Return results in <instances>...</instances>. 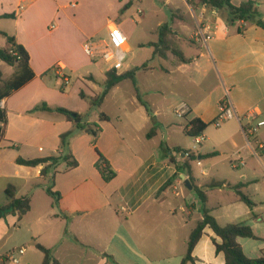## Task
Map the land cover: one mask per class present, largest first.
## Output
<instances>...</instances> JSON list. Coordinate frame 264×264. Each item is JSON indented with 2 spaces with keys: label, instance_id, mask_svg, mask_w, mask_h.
<instances>
[{
  "label": "crops",
  "instance_id": "crops-1",
  "mask_svg": "<svg viewBox=\"0 0 264 264\" xmlns=\"http://www.w3.org/2000/svg\"><path fill=\"white\" fill-rule=\"evenodd\" d=\"M245 1L248 0H231L236 6ZM186 3L196 30L198 16L204 8L201 3L196 6ZM125 4L130 6L133 1L0 0V20L10 21L0 27V34L15 36L25 46L35 73L31 81L3 99L8 120L4 135L0 137L3 204L8 201L6 189L11 185L17 197L31 198V210L21 220L14 214L0 220L1 258L21 247L25 248V253L20 256L25 257L27 244L31 242L36 251H40L37 243L49 248L60 264H182L190 234L195 229L187 233L188 223L197 213V226L204 207L221 225L247 223L250 219L264 223V213L259 212L251 195L245 193L254 203L253 209L230 187L228 194L210 205L209 194L215 191L213 189L225 193L224 187L240 186L241 183L233 186L225 180L207 182L204 179L209 177L210 168L201 170V175L207 171V176L198 177L193 172L192 162L190 173L177 170L171 157L182 165L187 156L183 153L184 147L174 138L175 126L156 98L163 96L161 89L150 88L152 93H148L149 89L145 93L139 92L129 101L130 109L120 108V99L114 96L117 109L113 113L102 111L108 115V120L102 121L98 113L88 116L90 102L83 99L80 92L90 97L99 95L93 89L95 81L89 79V76L98 78L90 67L104 66L100 67L102 82L106 81V68L85 54L84 43L88 38H102L103 33L108 35L112 26H121L117 19ZM204 12L205 21L214 26V35L207 45L194 40L193 34L184 36L181 30L178 38L182 42L176 41L174 48L188 61H179L178 55L172 52L174 57L170 59L168 55L165 58L159 55L165 62L161 69L171 79L173 112L181 102H187L191 108L182 118L185 136L186 126L193 118L213 124L220 111L219 103L227 94L242 117L241 121L228 120L225 128L218 127L217 136L207 128L204 140L199 144L201 151L197 160L201 162L219 157L221 150L223 155L229 152L225 158H233L241 155L242 150L251 149L245 130L264 119V28L243 21L228 24L225 10L207 6ZM5 14H15V17H3ZM7 46L8 41L4 47ZM2 65L0 62V67ZM57 67L62 73L70 72L75 76L74 89L67 92L68 86L66 91H61L62 80L54 69ZM121 82L110 91L117 89ZM74 95L73 102L68 100ZM43 102L53 108L76 111L83 116V122L98 123L102 130L95 139L57 111L39 108L29 113ZM250 112L255 114L256 120L245 118ZM68 131H72L69 146L61 148L60 136ZM192 140L194 142V138ZM163 143L166 149L162 148ZM174 148L182 151H172ZM196 148L194 143V150ZM158 149L163 150L160 156ZM97 151L116 172L108 182L96 167ZM68 154L77 159L78 166L68 169L67 162L61 160L45 178L41 175L44 165L30 167L16 162L19 156L33 159ZM235 160L240 165L243 158ZM175 174L178 176L173 179ZM189 178L206 192L205 205L202 202L198 206L193 201L185 206L177 203V207H164L171 189L176 190V193L173 191L176 195H187L182 187L188 189L185 181ZM172 179L170 186L162 190ZM212 183L224 184L221 188H208ZM49 186L60 193L58 203L48 194ZM245 186L242 184L240 190L245 192L242 190ZM188 190L195 192L193 188ZM35 210V222H28L27 217ZM178 211L184 213L183 218H179ZM18 232L22 234L18 236ZM214 241L221 239L206 227L193 252L195 264H225V256L216 252ZM238 241L248 257L262 256L258 255V245L252 244L249 238ZM32 252L36 255L35 264H43L42 251L40 257L33 248ZM24 264H33L31 256H26Z\"/></svg>",
  "mask_w": 264,
  "mask_h": 264
},
{
  "label": "rangeland",
  "instance_id": "rangeland-1",
  "mask_svg": "<svg viewBox=\"0 0 264 264\" xmlns=\"http://www.w3.org/2000/svg\"><path fill=\"white\" fill-rule=\"evenodd\" d=\"M132 1L133 4L124 10L123 15H119L117 21L120 23V27L129 39L130 52L128 55V63L131 67L128 71L134 72V78L122 80L117 89L109 92V99L103 106H94L90 104L91 109L87 112L88 116H94L95 113H98V115L100 116V114L104 110L113 113V111H115L118 107L114 103V96L116 95L118 96L116 98L120 99V108L130 109L131 106L129 101L133 97L136 98L139 92L145 93V90L149 89L150 91H148V93H152L154 91L150 88L161 89L163 96L157 95L156 98L160 101L162 108L167 112L168 120L170 121V123L175 126L174 128L176 133L174 138H176V140L179 141V144L184 147V151H194L193 153L195 155V159L191 160L194 174L198 177H201L203 176L201 175V170L210 168L209 177H206L204 179L207 182H212L213 180H225L227 183L233 186L240 183L245 184L246 186L242 190L245 191L244 193L251 195V199H253L258 204L259 212L264 213V126H260L258 128L255 136H249L251 149H244L241 151V155H237V157L233 158H225L226 155H229V152L223 155L221 150V155L219 157L210 161L204 159L202 160V166H199L197 165V158L199 157V151H201L200 146L198 145L194 150V142L192 138H189L185 136V134H183L181 128L184 125L183 119L177 117L170 106V101L174 99L171 87V79L169 78L170 76L161 69V65H165V62L161 59V57H159V55L153 53V46L151 47V44L159 42L161 29L160 27L165 24L169 25L171 31L167 32V34H169V39L172 40L175 44L176 41L182 42V39L178 38L181 35V30L183 32V35L186 37L191 36V34L194 35L196 30L193 29V18L186 3L187 0ZM258 3L260 4L259 7L261 17L264 20V0H259ZM194 6H196V4H194ZM139 9L143 10L142 15H139ZM224 14H227L226 11L224 12ZM9 22L10 21L8 20L1 19L0 27H3V25ZM102 36L107 37V33H103ZM6 44V37L0 34V47H4ZM166 51L169 59L174 57V55L170 51ZM2 64L3 65L1 69L3 71L4 81L11 79L15 74L18 73L17 66L10 67L3 62ZM100 67L102 68L104 66L99 64L90 67L92 68V70L96 71V75L98 77L97 79L89 76V79L95 81L93 89L98 94H101L105 90V82H102L101 80L103 78V75L100 73ZM81 71H84V69ZM106 73L107 72L105 70V77ZM68 86L69 88L67 92H69L71 88L74 89L75 83H70ZM75 96L76 95H74L72 98H69L68 100H71L73 102L76 98ZM228 124V121H226L222 124V127L225 128ZM209 128L213 135L217 136L218 132L216 130H219L220 128L215 127L214 124H211ZM165 145L166 144L163 143L162 148H164ZM227 146L230 148L229 144ZM162 152L163 150L158 149L157 155L160 156ZM254 152H256V154ZM240 157L243 158L245 164L239 165V161H237L236 163L238 166L237 168H234L232 164L235 163V159H238ZM182 188L187 193L186 196L184 195V193L182 195H176L173 193V191L176 193V190L171 189L172 192L169 194L170 198L166 202H164L163 206L177 207V203H182V205L185 206L186 203L190 204L193 201H195L198 206L203 204L197 193L189 191L184 187ZM213 190L215 191H211L209 194L210 205L216 204L218 199H222L224 197L223 194H228L229 190L231 189L229 187H224V190H226L225 193H219L218 189ZM4 201L5 196L3 192L0 191V204H3ZM243 206H245L246 208L245 204ZM36 213L37 210H35L32 215H29L27 217L28 222H35ZM178 214L179 218H183L184 213L178 211ZM197 215L198 214L196 213L192 217V221L188 223L187 233L191 231L190 229L196 227L195 218L197 217ZM10 216H12V214H10ZM247 224L252 227L255 235L258 238L249 239V241L252 244L255 242L258 245V255L261 256L264 254V240H262L264 238V223H255L252 219H250L248 220ZM21 234V232H18V236H20ZM180 240L181 239H179L178 241ZM164 243L166 244L165 241ZM178 245H180L181 247V242L178 243ZM32 248L39 257L42 253H40V251H36L31 242L27 244L26 256H31L32 263L35 264L36 255L34 252H32ZM3 253H5V251H3ZM26 256H19L20 264L25 263ZM2 258L0 257V264H14L9 260L2 261Z\"/></svg>",
  "mask_w": 264,
  "mask_h": 264
},
{
  "label": "trees",
  "instance_id": "trees-1",
  "mask_svg": "<svg viewBox=\"0 0 264 264\" xmlns=\"http://www.w3.org/2000/svg\"><path fill=\"white\" fill-rule=\"evenodd\" d=\"M189 4H206L208 7L216 8L217 10H225V21L228 24H235L236 22H247L251 24H256L262 28H264V20L261 17L260 13V4L255 0H248L240 5H234L231 0H187ZM129 7V4H126L121 10L120 14L124 13V10ZM3 17L6 18H14L15 14H5ZM160 39L158 43H152L151 46L154 47V53L160 55L162 57H167V51L172 52L174 55H178V60L181 62H187L188 59L184 58L177 50L174 48L175 43L169 39V34L171 29L168 24L162 25L160 27ZM6 35V34H4ZM7 36L8 46L0 48V62H4L9 66L18 67V73L15 74L11 79L4 81L3 80V72L0 67V101L4 98L8 97L12 92L17 91L29 81H31L35 77L34 71L30 67V54L24 45L19 43L15 36ZM164 48V49H163ZM166 52V53H165ZM55 71L58 68H54ZM64 76H67L70 79V83L73 82L75 76L70 72H64ZM134 78L133 71H127L122 74H116L114 71H107L106 73V81H105V90L95 96L90 97L87 96L83 91L80 92V96L83 99L89 100L91 105L101 106L105 97L109 93V91L118 85L122 80ZM62 80V79H61ZM68 88V85L62 81L61 91L64 92ZM44 109L48 111H57L63 114L68 121H71L75 124V127L81 130H85L90 133L95 139L101 132L102 128L98 123H87L83 122V116L73 110L64 108V107H50L48 104L43 102L39 106L33 108L29 111V113L34 112L37 109ZM100 119L102 121L108 120L109 117L107 114L102 112L100 114ZM0 122L3 123V126H0V137L4 135L5 126L8 122L7 113L5 108L0 107ZM209 123H206L201 118H193L190 120L186 126L185 133L189 137H198L205 133L207 128L209 127ZM72 135V131L65 132L61 134V148H65L69 146V140ZM166 149V147H164ZM170 150V148H167ZM172 151L181 152L180 148H174ZM99 159L96 163V167L98 171L101 173L105 181H110L116 176V172L110 167L107 159L99 152ZM186 154L187 159L182 165H178L174 158L171 157V162L176 165L178 171L186 170L189 173L191 172V160L195 159V155L193 152L183 151ZM67 162V168L73 169L78 166L79 162L73 155L68 154L65 156H47V157H39L33 159H25L23 157H18L16 162L20 165L36 167L40 165H44L41 170L42 177H47L50 172H52L57 164L61 161ZM178 174H175L174 178H176ZM172 180L168 181L162 188L165 189L172 183ZM191 184L193 185L194 191L198 194L201 201L204 203L207 202L206 192L201 188L194 184L193 180L189 178ZM224 183H212L208 185V188H221ZM235 189L240 196L241 201H243L248 207L253 209L254 203L250 199L248 195H246L243 191L240 190L242 184L240 186L231 187ZM48 194H50L55 202L58 203L60 199V193L52 190V187L49 186L47 188ZM6 197L7 203L0 204V220L6 218L10 214L18 215L19 220H21L30 210H31V198L29 196L17 197L16 192L13 186H9L6 189ZM206 227H210L217 237L221 239L220 242L214 241L216 252L223 253L225 256V264H264V254L259 258H250L248 257L242 245L239 243V238H249V239H258L255 235L252 227L248 225L246 222H237V223H228L226 225H221L218 220L211 214V212L204 207L203 208V217L197 223L195 229L191 232L186 255L182 260V264L193 263L195 264V258L193 256V252L197 244L199 243L201 237L204 234V230ZM36 247L42 251L44 254L43 264H60L59 261L53 256L52 251L49 248H46L40 243L36 244ZM3 260H8L7 256H3Z\"/></svg>",
  "mask_w": 264,
  "mask_h": 264
},
{
  "label": "built area",
  "instance_id": "built-area-1",
  "mask_svg": "<svg viewBox=\"0 0 264 264\" xmlns=\"http://www.w3.org/2000/svg\"><path fill=\"white\" fill-rule=\"evenodd\" d=\"M203 8L206 9L207 5L202 4ZM204 9L200 11L197 21V28L194 33V40L201 42L204 45L212 39L214 35V26L210 22L205 21ZM139 15L143 14V10H138ZM84 52L91 58L94 62H101L105 65L107 71H114L116 74H122L127 72L130 69L128 63V55L130 52L129 49V39L125 32L119 25L112 26L107 37L102 38H88L84 43ZM58 68V67H57ZM59 77L64 81L66 85L70 84V79L67 76H64L63 73L56 69ZM0 107L4 108V101H0ZM220 111L215 120L213 121L214 126L220 127L223 123L231 119L242 120V117L237 113L235 106L233 105L229 95L222 99L219 103ZM190 105L187 102L179 103L174 112L175 115L179 118H184L190 112ZM248 120H256L257 117L254 113H248L245 116ZM0 126H3V123L0 122ZM264 126V119L257 120L252 124L245 134L249 136H255L258 128ZM203 135L194 137L195 147H197L201 142H203ZM256 154V152H254ZM235 160L234 167L237 168V162ZM198 165L202 164L201 160H197ZM241 164H244V161H241ZM204 176L208 175L207 171L203 172ZM25 253V248L21 247L16 251H13L8 255V260L14 263H19V256Z\"/></svg>",
  "mask_w": 264,
  "mask_h": 264
},
{
  "label": "water",
  "instance_id": "water-1",
  "mask_svg": "<svg viewBox=\"0 0 264 264\" xmlns=\"http://www.w3.org/2000/svg\"><path fill=\"white\" fill-rule=\"evenodd\" d=\"M185 186H186L188 189H192V188H193V185L190 183L189 180L185 181Z\"/></svg>",
  "mask_w": 264,
  "mask_h": 264
}]
</instances>
